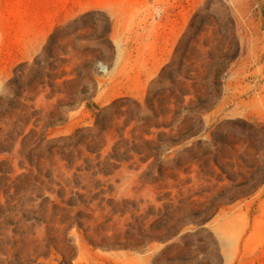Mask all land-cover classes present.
<instances>
[{"label": "rangeland", "instance_id": "obj_1", "mask_svg": "<svg viewBox=\"0 0 264 264\" xmlns=\"http://www.w3.org/2000/svg\"><path fill=\"white\" fill-rule=\"evenodd\" d=\"M149 91L211 94L198 134L107 109ZM263 177L264 0H0V264H264Z\"/></svg>", "mask_w": 264, "mask_h": 264}, {"label": "trees", "instance_id": "obj_2", "mask_svg": "<svg viewBox=\"0 0 264 264\" xmlns=\"http://www.w3.org/2000/svg\"><path fill=\"white\" fill-rule=\"evenodd\" d=\"M195 19H193L191 23V27L194 26ZM232 30L235 29V23L232 20L231 22ZM233 42H234V53L232 56H230L229 61H233L237 55H238V49L239 45L236 39V36L234 34L233 36ZM180 47L177 48V53ZM182 60H179L177 63V66L181 65ZM175 61L173 60L171 63L164 66L155 82L161 84L165 81H168L170 83V86L172 88L178 87L183 82L180 80V77L178 75H172L170 73V68H173L175 65ZM211 68L215 67L216 69L220 67V72L223 70V65L219 62L212 63ZM86 71H90L89 64L86 66ZM212 73L215 74L213 70H209V75ZM88 77L78 79H69L65 80L63 84H67L69 86V91H67L66 95L71 100H79L81 102H85L87 107L90 109H94V115L96 117V127L100 130L101 133H107L110 127L106 126V122H101L102 116L104 114V110L96 106L92 102L93 98V88L95 84V80L93 79V76L91 73H87ZM218 72L214 75L215 78L213 79L214 84H219V76L217 77ZM208 79V78H207ZM55 81V80H54ZM186 81L192 82L191 79H186ZM186 97L189 98L188 102L186 103ZM128 101V104L122 105V107L126 110H121V103ZM212 104V96L209 94L208 98H205L204 100H200L196 94L192 93H186V94H172L170 96H164L160 94H153L149 91V94L147 96L146 102L144 105H141L139 102L131 99H123V100H116L114 101L107 109H117L118 112H121V118L123 117H129V123L136 122V121H143L141 118H137L138 120H135L136 118H133L132 111L138 112V114L141 112V110L146 109L152 114V118L156 121L167 119L170 121L169 127H177L178 133L176 134L175 138L170 139V146L177 145L180 142L187 140L189 138H192L198 134V124L197 121H199V109L200 106H202L204 109L209 110ZM128 127L129 124H126ZM180 138V139H179ZM178 139V140H177ZM101 143V142H100ZM163 143V142H162ZM83 145H86L85 143H82ZM116 145V144H115ZM101 150H99L100 152ZM122 151V152H121ZM132 150V148H128L127 146L119 147L118 144L115 148L112 149L113 155L109 154L106 159V164L110 161L114 160L116 162H122L126 161L127 159L124 156V153H128ZM93 151H91L92 153ZM96 151V153H99ZM121 153V154H120ZM147 162V160H142V163ZM264 184V177L261 180H258L255 190L247 193L246 195H250L254 193L257 188H259L261 185ZM237 198H234L230 201H233Z\"/></svg>", "mask_w": 264, "mask_h": 264}]
</instances>
